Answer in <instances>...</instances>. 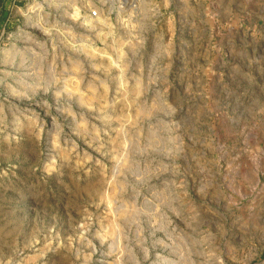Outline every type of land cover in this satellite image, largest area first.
<instances>
[{"label": "rangeland", "instance_id": "obj_1", "mask_svg": "<svg viewBox=\"0 0 264 264\" xmlns=\"http://www.w3.org/2000/svg\"><path fill=\"white\" fill-rule=\"evenodd\" d=\"M103 2L0 43V264H264V0Z\"/></svg>", "mask_w": 264, "mask_h": 264}, {"label": "crops", "instance_id": "obj_2", "mask_svg": "<svg viewBox=\"0 0 264 264\" xmlns=\"http://www.w3.org/2000/svg\"><path fill=\"white\" fill-rule=\"evenodd\" d=\"M33 0H0V43L4 45L8 40L12 28L25 18L24 7L32 3ZM28 16V15H27ZM26 16V17H27ZM30 19V18H29ZM4 45L1 50H4ZM3 52V51H2Z\"/></svg>", "mask_w": 264, "mask_h": 264}, {"label": "built area", "instance_id": "obj_3", "mask_svg": "<svg viewBox=\"0 0 264 264\" xmlns=\"http://www.w3.org/2000/svg\"><path fill=\"white\" fill-rule=\"evenodd\" d=\"M126 0H104L102 7L89 11L88 18L97 22L103 18H111L116 10L124 9Z\"/></svg>", "mask_w": 264, "mask_h": 264}]
</instances>
